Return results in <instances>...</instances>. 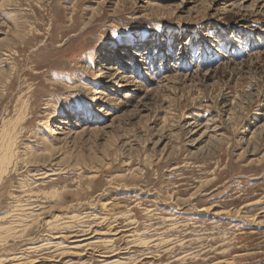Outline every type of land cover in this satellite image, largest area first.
<instances>
[{
	"label": "rangeland",
	"instance_id": "obj_1",
	"mask_svg": "<svg viewBox=\"0 0 264 264\" xmlns=\"http://www.w3.org/2000/svg\"><path fill=\"white\" fill-rule=\"evenodd\" d=\"M0 169V264H264V0H0Z\"/></svg>",
	"mask_w": 264,
	"mask_h": 264
},
{
	"label": "bare ground",
	"instance_id": "obj_2",
	"mask_svg": "<svg viewBox=\"0 0 264 264\" xmlns=\"http://www.w3.org/2000/svg\"><path fill=\"white\" fill-rule=\"evenodd\" d=\"M60 122H61V123H66L65 120H64V121H63V120H60ZM4 159H5V158H3V159L1 160V163H2V161H3ZM7 160H8V158H7ZM5 161H6V160H5ZM5 166H6V165H5ZM5 168H6V167H5ZM2 169H3V168H2ZM2 169H0V172H1ZM2 172H3V171H2Z\"/></svg>",
	"mask_w": 264,
	"mask_h": 264
}]
</instances>
